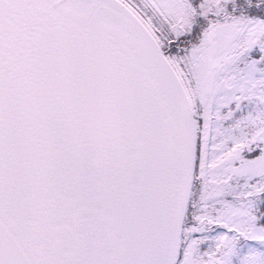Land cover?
<instances>
[{
	"label": "snow or ice",
	"instance_id": "6c2138e0",
	"mask_svg": "<svg viewBox=\"0 0 264 264\" xmlns=\"http://www.w3.org/2000/svg\"><path fill=\"white\" fill-rule=\"evenodd\" d=\"M0 264H264V0H0Z\"/></svg>",
	"mask_w": 264,
	"mask_h": 264
}]
</instances>
